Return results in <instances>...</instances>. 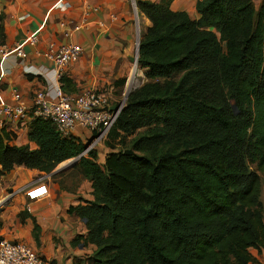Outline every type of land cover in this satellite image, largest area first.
Here are the masks:
<instances>
[{
  "label": "trees",
  "instance_id": "16d2710c",
  "mask_svg": "<svg viewBox=\"0 0 264 264\" xmlns=\"http://www.w3.org/2000/svg\"><path fill=\"white\" fill-rule=\"evenodd\" d=\"M172 1L135 2L151 24L136 63L146 80L127 95L103 165L94 151L76 165L93 196L73 208L89 264H250L264 250V0H198L197 19ZM13 136L0 130V177L50 174L86 145L42 119L29 123L34 149Z\"/></svg>",
  "mask_w": 264,
  "mask_h": 264
},
{
  "label": "crops",
  "instance_id": "0c3cea01",
  "mask_svg": "<svg viewBox=\"0 0 264 264\" xmlns=\"http://www.w3.org/2000/svg\"><path fill=\"white\" fill-rule=\"evenodd\" d=\"M133 1L137 0H0V46L9 50L21 46L26 54L23 60L14 54L0 56V102L15 104L12 93L16 90L23 104H31L43 83L39 77L25 74L23 66H48L37 52L54 42L82 48L80 58L67 67L62 77L65 94L77 96L95 90L105 93L112 107L119 106L129 88L126 83L135 79L131 71L139 36ZM197 1L173 0L170 8L197 19ZM57 2L64 4V10L55 7ZM140 19L144 33L151 24L142 15ZM33 34L38 36L35 45L29 43ZM135 75L139 85L145 82L143 70L138 69ZM28 127L29 121L0 124V130L14 135L12 144H28L34 149L27 137ZM75 137L86 144L90 135L78 130ZM109 152L108 147L103 150V144L97 146L95 162L103 165ZM69 162L59 164L50 174L20 166L0 177V201L14 193L0 209V240L27 244L46 264H89L94 250L84 244L85 222L73 211L93 199L91 186L79 170L67 165ZM42 185L47 194L28 200L25 191ZM260 200L264 207V191ZM251 255L255 263L250 264H264L263 249H252Z\"/></svg>",
  "mask_w": 264,
  "mask_h": 264
},
{
  "label": "built area",
  "instance_id": "2783aa9c",
  "mask_svg": "<svg viewBox=\"0 0 264 264\" xmlns=\"http://www.w3.org/2000/svg\"><path fill=\"white\" fill-rule=\"evenodd\" d=\"M134 12L137 15L135 2H132ZM55 7L64 10V4L57 2ZM38 36L33 34L29 37V43L35 45ZM11 54L23 60L26 54L21 46L9 50L5 46H0V56L7 58ZM49 64L40 66H23L25 74L39 77L43 87L39 90L29 105L21 101L19 92L13 90L12 99L15 104H5L0 102V124L4 123H29L34 119L50 121L56 132L62 137L75 136L78 130L89 133V144L81 153L82 157L89 152L96 150L108 138L113 128L119 112L122 110L128 91L136 87L135 80H130L128 90L124 93V99L117 107H112L108 96L105 93L95 90H88L77 96H70L62 90L61 79L67 67L75 63L82 54V48L78 44L57 45L49 42L43 52H37ZM136 65V64H135ZM47 194L44 185L37 188L28 189L25 195L32 201ZM14 193H9L0 201V209L11 198ZM29 210V207L26 206ZM0 264H46L44 260L35 253L27 244L20 241L0 240Z\"/></svg>",
  "mask_w": 264,
  "mask_h": 264
},
{
  "label": "rangeland",
  "instance_id": "374dc122",
  "mask_svg": "<svg viewBox=\"0 0 264 264\" xmlns=\"http://www.w3.org/2000/svg\"><path fill=\"white\" fill-rule=\"evenodd\" d=\"M259 2H260V0H254V4L256 5V6H258V4H259ZM135 20H136V26H137V34H138V36H139V38H140V35L143 33L142 32V23H141V19H140V16L138 17V14L136 15L135 14ZM73 63H71L70 65H72ZM138 72V68H137V66L133 63V66H132V71H131V76H135V84H137V85H139L137 82H136V73ZM107 146H106V141L103 143V150L106 148ZM83 157H87V155L86 156H83ZM101 160H102V158H101ZM78 161H79V159L78 160H76V159H74L73 161H71V162H69V163H67V165L68 164H71V166L74 168V169H77V167H76V165H77V163H78ZM78 170V169H77ZM259 176H260V181H261V188L263 189V187H264V174H259Z\"/></svg>",
  "mask_w": 264,
  "mask_h": 264
},
{
  "label": "water",
  "instance_id": "95a60500",
  "mask_svg": "<svg viewBox=\"0 0 264 264\" xmlns=\"http://www.w3.org/2000/svg\"><path fill=\"white\" fill-rule=\"evenodd\" d=\"M138 44H139V40H138V43H137V47H136V53H135V59H134V64L137 63V58H138ZM131 91H128L127 95L130 93ZM231 106L232 108L234 109L235 108V105H234V102L231 101ZM89 144V141L86 143L85 147ZM124 155H132L133 152L131 150H125L124 152ZM82 157V155L80 154L78 157L76 158H73L71 159V161H73L74 159L78 160Z\"/></svg>",
  "mask_w": 264,
  "mask_h": 264
},
{
  "label": "bare ground",
  "instance_id": "6f19581e",
  "mask_svg": "<svg viewBox=\"0 0 264 264\" xmlns=\"http://www.w3.org/2000/svg\"><path fill=\"white\" fill-rule=\"evenodd\" d=\"M132 78V77H131Z\"/></svg>",
  "mask_w": 264,
  "mask_h": 264
}]
</instances>
